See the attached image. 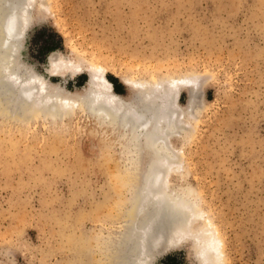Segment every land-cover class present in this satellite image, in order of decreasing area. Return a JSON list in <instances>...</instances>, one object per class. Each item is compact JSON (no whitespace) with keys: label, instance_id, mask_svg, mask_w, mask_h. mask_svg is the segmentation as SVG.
I'll return each mask as SVG.
<instances>
[{"label":"rangeland","instance_id":"rangeland-1","mask_svg":"<svg viewBox=\"0 0 264 264\" xmlns=\"http://www.w3.org/2000/svg\"><path fill=\"white\" fill-rule=\"evenodd\" d=\"M45 3L24 60L47 84L83 92L86 75L46 74L50 55L59 62L79 54L102 65L124 99L133 93L123 79L198 80L189 119L171 141L178 167L170 181L194 194L204 213L195 226H214L224 264H264V0ZM191 92L182 88L180 110ZM56 120L21 131L0 120V264H102L101 238L126 203L115 180L130 173L122 150L113 149L120 141L84 115ZM194 250L184 240L153 264H199Z\"/></svg>","mask_w":264,"mask_h":264},{"label":"bare ground","instance_id":"bare-ground-1","mask_svg":"<svg viewBox=\"0 0 264 264\" xmlns=\"http://www.w3.org/2000/svg\"><path fill=\"white\" fill-rule=\"evenodd\" d=\"M45 7V0H0L3 125L21 131L32 124L84 115L89 126L99 125L120 141L113 149L122 150L123 164L130 173L123 172L115 180L118 191L127 190L128 197L117 207L119 218L108 222L113 228L101 238L102 264H153L157 256L188 239L195 244L199 264H224L223 241L214 226L207 220L203 228L195 226L204 213L194 204V194L186 189L177 192L170 181L178 167L173 163L178 155L171 141L184 119H189L187 110L198 96L197 91L192 94L198 80L182 77L149 84L123 79L122 84L133 93L124 99L116 95L102 65L80 54L69 60L57 57L59 62L50 55L46 74L52 79L88 76L83 92L65 93L31 72L24 60L28 34L43 20ZM182 88L192 91L186 110L176 106ZM103 139L110 138L104 135Z\"/></svg>","mask_w":264,"mask_h":264}]
</instances>
